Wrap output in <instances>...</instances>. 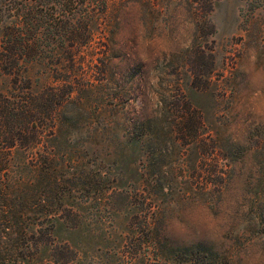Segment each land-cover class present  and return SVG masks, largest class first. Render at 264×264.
I'll use <instances>...</instances> for the list:
<instances>
[{
    "label": "rangeland",
    "instance_id": "374dc122",
    "mask_svg": "<svg viewBox=\"0 0 264 264\" xmlns=\"http://www.w3.org/2000/svg\"><path fill=\"white\" fill-rule=\"evenodd\" d=\"M121 2L111 0L115 6L109 18L96 4L85 8L93 35L81 31L77 43L83 47L76 61L70 62L61 49L71 41L64 28L55 27L54 21L67 14V8L59 7L39 23L32 41L40 52L32 56L36 60L29 71H23L26 62L20 75L0 66V118L6 114L1 108L7 95H36L45 103L48 86L60 85L59 77L67 76L78 87H92L78 88V93L96 109L89 115L78 101L68 102L58 113L56 130L50 127L47 107L37 109L40 119L34 127L43 137L30 154L40 166V181L24 218L25 231L36 228V236L23 242L24 226L8 235L0 219L1 235L22 238L4 242L15 253L7 264H47L55 253L70 264H146V201L163 219L168 206L177 202L206 199L214 205L232 179L242 176L248 211L221 247L229 252L230 264H237V250L264 237V125L249 114L255 91L250 49H256L258 64L264 66V0H214L211 26L206 32L193 31L183 49L175 43L180 39L178 17L195 24L187 12L179 13L176 2L158 0L153 13L142 9L138 20L119 8ZM4 29L0 21V48ZM170 46L173 52L168 54ZM140 55L148 62L140 61ZM255 102L264 104V93H257ZM138 115L148 119L144 130L132 126ZM19 152L17 165L30 169L24 164L27 154ZM71 189L77 191L70 194ZM3 199L1 191L0 218ZM72 205L79 217L68 210ZM167 237L171 245L163 261L187 260L188 254L180 251L197 241ZM56 245L69 250L62 247L59 256Z\"/></svg>",
    "mask_w": 264,
    "mask_h": 264
},
{
    "label": "trees",
    "instance_id": "16d2710c",
    "mask_svg": "<svg viewBox=\"0 0 264 264\" xmlns=\"http://www.w3.org/2000/svg\"><path fill=\"white\" fill-rule=\"evenodd\" d=\"M113 1H125L121 2L119 8L123 11L128 10L126 14L129 12L137 20L139 19L138 13L140 10L143 9L152 14L151 8L154 9L153 6L156 2L158 3V0ZM169 2L177 3L176 5L179 7L181 15L186 12L189 14L195 24V33L206 32V28L211 26L209 17L213 10L214 0H169ZM94 4L102 8L105 18L112 17L108 15L111 6H115L114 4L111 5V0H0V21L5 22L4 36L0 48L1 69L3 67L8 73L20 75L23 63L26 62L27 65L23 68V71H29V68L36 60H33L32 56H38L40 52L38 42H33L36 40L39 23L51 11L56 14L59 7L67 8V14L64 17L65 19L54 21L55 27L57 29L64 28V33H67L71 41L67 47L62 46L61 49L65 48L66 52H68V60L70 62L76 61L77 52L83 47L77 43V38L81 36V31L84 30V33L89 37L93 35L88 21L89 15L84 10L85 8H92ZM193 4H196V6H193ZM41 12L43 13L41 14ZM106 24L109 25L108 22ZM196 52L203 53L204 51L198 49ZM102 64L108 66L104 59H102ZM56 65L58 66V63ZM58 80L60 85L48 86L45 103H41V98L36 97V95L29 96L26 94L7 95L2 102L5 103L1 109L2 111L5 110L6 114L1 115L0 118V192L2 191L4 198L3 213L0 219L3 221L5 230L8 231L6 234L8 235H13L12 233L19 227L24 226V231L27 228V220H24V218L29 216V211L32 210L29 198L33 196L34 185L37 182L39 184L40 181L38 176L40 166L33 162L35 155H32V152L41 143L42 140L40 139L43 137L39 127L37 125L34 127V124L39 122L40 119L37 109L42 106L47 107L50 127L53 130H56L60 121L59 111L70 101H78L84 106H80L84 108L83 111H89V115L94 114L96 110L92 109L90 100L85 102L78 93V88L89 90L92 87L87 85L78 87L77 84L79 83L77 80L69 76L67 78L59 77ZM29 88L31 89V85ZM87 98L90 99L89 97ZM137 117L136 123L132 126L134 129L144 130L148 119H144L140 115ZM22 149L27 154L24 164L30 166L28 170L19 167L16 163L17 159L21 158V154L20 152L18 154L15 152ZM49 168L50 165H47L42 171L45 173L49 172ZM45 173L43 176H46ZM76 191L77 189H71L70 194ZM145 198L146 200L148 199V197ZM146 205L142 220V225L147 235L145 241L148 250L146 264H169L161 258L166 247L171 245L167 234L163 231V219L156 213V206L152 202L146 201ZM68 210L71 214L79 217L80 213L76 210L75 205L69 206ZM76 216L74 218H77ZM30 226L28 228L32 230ZM35 236L36 228L32 232L25 231L23 242L26 239L28 241L35 240ZM6 239L10 242L22 240V238L4 237V235L0 234V264H7L15 259V253H13L12 248L9 249V247L4 245V242L7 243ZM7 244L10 245V243ZM62 247L69 250L68 245H60V247L56 245L55 248L59 256L64 254L61 251ZM180 253L188 254V259L185 261L175 260L174 264H220L221 262L230 264L231 259L228 256V251L217 248L204 240L193 243L189 250L180 251ZM53 256L55 259L47 264H70V262L63 261V256L59 260L56 259V253Z\"/></svg>",
    "mask_w": 264,
    "mask_h": 264
},
{
    "label": "clouds",
    "instance_id": "9594fccd",
    "mask_svg": "<svg viewBox=\"0 0 264 264\" xmlns=\"http://www.w3.org/2000/svg\"><path fill=\"white\" fill-rule=\"evenodd\" d=\"M178 19L180 24L177 35L180 39L175 43L183 49L189 46V37L195 25L190 24L183 16ZM172 52L173 47L170 46L168 54ZM139 60L148 62L143 55L139 56ZM249 61L250 66L255 69L250 76L255 91L249 97L251 105L249 114L257 125H264V104L255 102L257 93H264V66H259V55L254 48L249 50ZM244 75L249 78L247 70L244 71ZM246 188L245 178L235 177L214 205L209 204L206 199H194L190 202L169 205L163 217V231L185 243L206 240L217 248H221L227 234L248 211ZM201 208L206 210L204 214H201ZM236 261L237 264H264V237L248 240L237 250Z\"/></svg>",
    "mask_w": 264,
    "mask_h": 264
}]
</instances>
